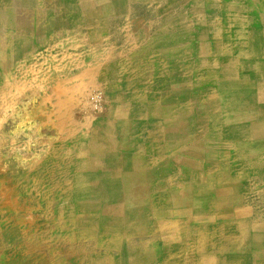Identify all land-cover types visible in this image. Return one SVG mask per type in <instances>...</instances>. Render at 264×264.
Returning a JSON list of instances; mask_svg holds the SVG:
<instances>
[{
    "label": "crops",
    "instance_id": "0c3cea01",
    "mask_svg": "<svg viewBox=\"0 0 264 264\" xmlns=\"http://www.w3.org/2000/svg\"><path fill=\"white\" fill-rule=\"evenodd\" d=\"M244 6L0 0L1 79L42 61L107 104L13 198L0 264H264V13Z\"/></svg>",
    "mask_w": 264,
    "mask_h": 264
},
{
    "label": "rangeland",
    "instance_id": "374dc122",
    "mask_svg": "<svg viewBox=\"0 0 264 264\" xmlns=\"http://www.w3.org/2000/svg\"><path fill=\"white\" fill-rule=\"evenodd\" d=\"M244 2L243 10L264 13V0ZM7 64L0 77V243L10 239L2 232L12 228L13 198L27 200L29 192L37 195L49 185L60 171L66 140H75L76 127L90 111L107 105L104 86L61 84L60 70L44 68L42 61L35 66L25 59L18 69Z\"/></svg>",
    "mask_w": 264,
    "mask_h": 264
},
{
    "label": "built area",
    "instance_id": "2783aa9c",
    "mask_svg": "<svg viewBox=\"0 0 264 264\" xmlns=\"http://www.w3.org/2000/svg\"><path fill=\"white\" fill-rule=\"evenodd\" d=\"M94 100L97 102V101H99L96 97H94ZM98 103V102H97Z\"/></svg>",
    "mask_w": 264,
    "mask_h": 264
},
{
    "label": "bare ground",
    "instance_id": "6f19581e",
    "mask_svg": "<svg viewBox=\"0 0 264 264\" xmlns=\"http://www.w3.org/2000/svg\"><path fill=\"white\" fill-rule=\"evenodd\" d=\"M222 157V156H221ZM224 166V165H223ZM218 169V168H217ZM106 181V180H105ZM175 186V185H174ZM151 192V191H150ZM110 199V198H109Z\"/></svg>",
    "mask_w": 264,
    "mask_h": 264
}]
</instances>
